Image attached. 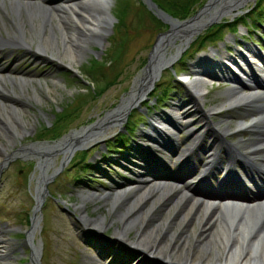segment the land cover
<instances>
[{"label": "rangeland", "instance_id": "374dc122", "mask_svg": "<svg viewBox=\"0 0 264 264\" xmlns=\"http://www.w3.org/2000/svg\"><path fill=\"white\" fill-rule=\"evenodd\" d=\"M13 1L0 0V16L6 24V28H8L10 20L3 15V11L8 13L9 5ZM71 1H75L78 5L75 8L76 13L85 16L86 14L79 10V7L84 8L83 4L79 3V0ZM205 1L203 0L200 6ZM39 2L49 5V7H56L61 4L60 1H53V3L37 0L36 3L38 4L33 5V9H42L43 5ZM141 2L144 6L146 5L145 0H110L108 11L113 19L110 22V29L105 34L103 47L98 43L89 45V49L82 54L83 56L81 55L75 61H71L72 64L70 65H68L67 56L63 54L65 44L61 39L58 26H56L58 25V19L55 14L57 11L54 10H51L52 27L51 29L44 28L43 33L48 37L50 44L55 39L57 51L51 45V48L46 49V52L57 61L58 59L62 61L63 65L60 63L55 65L53 62L55 60L52 61L49 58L23 52L22 49L8 52L3 50L0 53V65L15 66L16 69L29 71V74L32 75L24 77V81H21L19 80L21 79L19 74L0 73V142L6 141L4 127L7 125L15 127L18 131H20L21 126L27 130L30 129L29 132L26 130L27 132L13 136L12 143L7 149L8 156L0 153V227L2 228H0V238L6 239L10 244L8 245V254L6 256L0 255V264H159L154 256L147 253H138L132 248V245L127 244L128 242L124 237L114 233L121 228L119 212L124 211L123 203L126 202V199L133 200V189L138 185L136 183L139 179L138 174H143L150 179H170L174 177L179 183H183L186 177L194 173L201 177L200 170L203 166L200 163L204 157L203 150L207 148L211 136L204 134L199 145L200 148L190 152L187 158L178 164L179 160L176 158V154L180 153L191 140V137L184 132V126L178 124L177 127L172 128L171 144L174 148L173 150H167L168 155L166 157L158 162L157 159H159L162 149H153L155 157H150L147 153L144 160L146 163L142 165L143 168L135 165L125 168L116 162V160L125 162L121 157L124 156V149H115V151L113 148L109 149L108 139H113L117 133L123 131L126 117L131 110L135 109L134 120L136 125L134 133L131 135L132 138L128 141L129 151H131V154L133 153L129 157L137 162H142L140 159L138 160L137 152L142 150L140 148L145 140L146 133L156 135V132L160 131L157 128L160 124L155 120L157 113L173 111L179 113L180 110L172 108V106L180 102L185 103L190 109L193 108V106L191 108V102L188 101V88L197 96L195 97L197 109L208 112L206 120L210 126L221 128L226 125L228 132L226 131L227 133L223 135V138L232 142L241 140L236 144L237 149L242 150L243 146L256 138L255 133L248 129L245 130L244 127H241L242 130L237 133H234V130L239 128L238 122L248 124L254 118L260 117L257 105L264 104V87L261 88L262 90L260 89L259 98L251 95L250 98L255 99L253 105H229L227 101L233 81L228 77L234 75L242 81H248V71L246 69H249V64L247 65L245 59L252 58V51L248 49V46L255 49L263 47L264 18L261 23H258L253 21L249 15L250 17L246 18L245 22H240L235 29L229 30L226 26H223L220 30L222 33L220 39H216L212 44L202 46L200 50H195V45L190 46L189 43L192 42L194 36L211 25L215 17L207 19L192 32L193 34L184 43L183 41L180 43L178 38H174L172 43L166 46L165 56L172 53L169 65L159 69L158 77L154 80L153 85L147 89L146 93L141 95L142 98L138 103L127 109L125 116L121 117L119 122L109 124L108 128L103 129L101 140L87 143L83 147L74 146L69 157L59 151L52 154L50 157L51 163L45 169L47 176L45 175L41 183L45 190L43 189L41 192V202L38 205L36 204L34 197L37 179L41 171L38 168L35 154L23 152L22 147L33 143L47 142L52 144L60 141L73 131L94 125L107 112L116 109L122 100L130 95L136 80L143 72L147 71L148 58L155 49L153 47L156 42L155 36L157 33H164L171 28L167 22L162 20L164 25L161 24L159 28L149 22ZM252 2L253 0H242L238 7L226 11L220 16V19L217 16L214 21L221 19L228 21L231 18L230 16L234 14H236L235 16L244 15L251 10L250 5ZM200 6L190 15L197 14L200 11ZM146 9L154 14L152 9L148 7ZM183 19L177 18V20ZM24 25L26 27L27 24ZM2 30L0 28V36L5 38L6 34ZM33 31L35 32L36 28ZM25 33L27 45L35 49L40 33L35 32L33 36L29 32ZM29 35L32 38L31 40L27 39ZM179 43L180 46L176 48ZM115 44L122 51V56L114 70L119 74L112 81L113 83L105 89L100 92L98 89L90 92L93 82L89 81V76L83 69V65L92 58L103 60ZM212 49L224 50L232 55L236 61L234 63L228 60L219 62L215 58L214 62L212 61L206 66L205 80L200 84L204 90V96L202 95L200 98L190 88L187 79L184 82L179 79V77L185 75L179 74L173 77L170 75V70H178L177 60L179 56L182 53L186 52L188 54L190 52V55L186 54L187 56L184 58L185 68L183 69L190 75L189 72L195 67L191 64L195 57L210 52ZM235 50L242 52V59L236 55ZM214 57H217V55H214ZM214 63L217 65L216 67ZM252 64V70L257 72L258 76L253 72L252 74L264 80L260 68L257 66L255 68L254 63ZM210 69L215 71L211 72ZM112 73L113 71H109L107 76L110 75V77H107V79L114 75ZM53 79L58 81L55 82ZM243 86H240V89L247 92L248 88L245 85ZM168 88L170 90L164 101L157 100L155 93L163 92ZM65 111L67 112L65 113ZM18 117H21L22 120ZM191 118L190 125L194 129L203 122V119L198 117V113L193 114ZM151 125H156L157 129H152ZM200 130H196V132ZM81 158L83 160H80ZM223 164L224 162L221 160L217 163V166ZM229 167L230 170L233 168L236 170L235 179L238 175V178L241 177V174L243 175V171L236 163ZM135 168L138 169V174L131 172ZM214 170L212 176H202L204 183L191 185L188 192L209 196L214 194L212 192L213 188H218L221 191L230 189L222 184L216 185L213 183V177H220L224 172L223 169L218 167ZM116 184H119L120 187L116 188ZM212 184L215 185L212 186ZM88 193H97L98 196H89ZM132 195L133 197H131ZM116 197L118 201L115 202ZM151 199H137L132 207L138 205L141 209L148 208ZM173 199L174 197L169 196L160 204L161 206H157V200L154 201L157 207L151 211L152 215L145 221L144 228L152 225L153 222L162 221L156 229L155 240L158 242L169 241V233L174 232L170 240V243H172L169 244L170 249H168L170 255L173 256V252L183 255V250L180 247L182 237L185 238V235H187V244H185L188 246L187 253L192 257L200 255L201 252L195 245L202 240V228L199 227L194 215L190 218L191 220L188 219L187 221H181L178 212L172 217L174 213ZM82 210L91 220L103 217L106 227L99 228V230H96L97 233H94L90 228L83 227L79 221ZM138 211L139 209L134 215L132 214L133 216L131 215V218L137 217ZM31 218L37 221L32 233L33 243L39 246L37 262L32 259V246L27 241L28 231L32 226ZM164 220L167 222L165 223ZM89 225L92 227L93 223ZM135 226L128 228V241L135 242V234L139 233L137 229L141 227L136 223ZM92 228L94 229V226ZM159 236H161V239ZM4 243V241H0V249ZM213 251L212 249L209 253V262L213 258Z\"/></svg>", "mask_w": 264, "mask_h": 264}, {"label": "bare ground", "instance_id": "6f19581e", "mask_svg": "<svg viewBox=\"0 0 264 264\" xmlns=\"http://www.w3.org/2000/svg\"><path fill=\"white\" fill-rule=\"evenodd\" d=\"M53 1H60L61 4L56 7L43 6L42 9L39 10L33 9L34 7L32 6L34 5V2L32 4H26L20 0H14L11 2L8 13L3 11V15L8 17L10 20L8 28H6V24L2 21L0 16V28H2L6 34L5 38H1L3 36H0V53L3 50L8 52L16 49H22L23 52H27L38 57L49 58L52 61L55 60L53 61L55 65L59 63L62 64V61L59 59L57 61V59L50 57L46 52V49H50L51 45H53L57 51L55 39H53L50 44L48 37L43 33L44 28L51 29L52 27L51 10L57 11L55 12L58 19V25L56 26H58L57 28L59 29L61 39L65 44L63 54L67 56L69 60L68 65L72 64L71 61H75L77 57L84 54V52L89 49V45L98 43L101 47H103L105 34L110 29L111 24V15L108 11V4L110 0H79V3L84 6V8L79 7V10L85 13V16L80 13H76L77 11H75V8H77L78 5L75 1L49 0V2ZM241 1L242 0H209L205 8L200 10L191 19L184 22L172 20L171 28L166 30L164 33H161L153 45L155 49L148 59L147 71L140 75L139 79L136 80V84L134 85L130 95L123 99L121 104L116 109L107 112V114L100 118L94 125L73 131L58 142H53L52 144L47 142L33 143L23 146V152L33 153V155L35 154L38 168L41 171L37 179L35 196L39 197L42 194L43 185H41V183L46 175L45 169L51 163L50 157L52 154L59 151L67 155L68 151L76 145H81V147H83L87 143L101 140L104 132L103 129L109 124L119 122L125 111L129 109L130 106L141 100V95L146 93L147 87L149 86L151 78L154 76L156 70L159 71V69L164 67L166 63L171 61L170 59L172 58V53L165 56V53L167 52H165V50L166 46L170 45L174 38H178L180 43L182 41L184 43V41H186L188 37L193 34L192 32H194V30L198 26L202 25L207 19H212L213 17L216 19L217 16L220 19V16L226 13V11L231 8L238 7ZM21 11H23V15L21 14ZM25 23L28 26L26 25L25 27ZM35 28V32L40 33V35L38 36L37 45L34 49V47L30 48V46L27 45L28 42L25 40V32H29V34L33 36L35 35V32L33 31ZM31 36L29 35L27 39L31 40ZM180 43L176 45V48L180 46ZM248 49L253 52V55L260 56L258 51H255V48L252 46H248ZM235 51L236 55L242 59V52L238 50ZM214 55H217V57H214ZM57 57L60 58L59 55H57ZM215 58L216 60H219V62L228 60L231 63H234L236 61L232 55L221 49H212L210 52H206L195 57L193 62H191L192 66L195 67L189 72L190 75L187 78V82L190 88H192L200 98L204 92L200 84L205 80V71H207L206 66L212 63V61L214 62ZM260 62L264 65L263 57ZM214 66L216 67L217 65L214 63ZM246 70L248 71V80L250 81L248 83L242 82L234 75H230L228 77L231 81H233V84L230 87L227 104L253 105L255 99L250 98L251 95L257 98L260 97L259 92H261V88L264 87V81L257 80L254 75L252 76L250 67ZM210 71L214 72L215 70L210 69ZM1 72L19 74L21 75V79H19L21 81H24L23 78L26 76H32L29 74V71L16 69L15 66L12 67L10 65H0V73ZM53 80L55 82L58 81L57 79ZM243 85L248 88L247 92L240 89V86L244 87ZM188 95V101L191 102V108L193 106L192 109L187 107L185 103L174 104L175 106H172V108L180 110L179 114H182V118L184 119H190L193 114L198 113V117L203 119V122L199 127L188 133L191 140L186 144V147L183 148L180 153L176 154V158L179 160L178 164H180V161L185 160L190 152H193L196 148H200L199 145L204 134L209 137L211 136V139H209L210 141L208 140L209 142L207 148L203 151L204 157L203 160H201V165L203 166L200 170L201 175L209 177L216 167L221 168L224 170L223 175L213 178L217 180L218 184L226 185L230 189L214 192V194L209 196H201L188 192L191 185L195 183L201 184V182L204 183L203 177L201 176V178L200 176H197L198 174L186 177V180L183 181V183L177 182L174 177L170 179H150L147 176L145 177L143 174H138L139 179L136 181L138 185L135 189L132 188L134 190V197L133 195L131 196L133 197V200L126 199V202L123 203L124 211L119 212V217H121V228L116 230L114 233L124 237L128 242L127 244H129V246L132 245V248H134L138 253H147L154 256L159 264H264V192L258 194H248L242 191H235V184L233 183L234 173L229 170L230 165L237 163L242 168V171H245V174L249 176V174L253 171L259 172L262 171V168H264V104L257 105V111L260 112V114L258 113L260 115L259 118H254L248 124L238 122L237 125L239 128H233L235 129L234 133L241 131L242 129L240 128L244 127L245 130H251L256 134V138L254 140H251L248 144L243 146L244 148H242V150H239L237 149L238 147L236 144H238L241 140L232 142L224 139L223 135H226L228 132L226 125L221 128H214L210 126L206 120L208 112L197 109L195 98L197 96H195L189 88ZM176 115L177 113L174 111L157 113L155 120L161 125L160 127H157L161 132H159V134L156 133V136L146 133L148 136H145L147 137L145 140L151 141L154 137L161 140L160 142L167 140L169 138L168 134L170 133L168 129L174 127V125H176L175 123H177L175 118ZM18 118L22 120L21 117ZM165 124H168L167 126L169 127L165 128ZM151 128L157 129L156 125H151ZM4 130L6 141L0 142V153L6 156L9 153L7 149L12 143L13 136L20 135L27 131L29 132L30 129L27 130L21 126L20 131H18L15 127L7 125L4 127ZM196 130L200 131L196 132ZM156 142L157 141H155V143ZM137 153L138 159H145V156L147 155L145 150H141V152ZM221 160L224 164L222 166H217V163ZM116 162L119 164L123 163L120 160H116ZM118 187H120V185L116 184V188ZM154 194H156V196H154ZM88 195L94 197L98 196L97 193H88ZM152 196L154 197L152 198ZM169 196L174 197V213L172 214V217L178 212L179 219L181 221H187L194 215L195 219H197L199 227L202 228V240L196 245L194 244L196 248H198L199 252H201L200 255L192 257V255L187 253L186 250L188 249V246L185 245L187 244V235H185V238L182 237L181 241L180 248L183 250V255H180L177 252H173V256L170 255L168 249H170L169 244L172 243H170V240L171 236L174 235V232L169 231V241L162 239L163 241L158 242L155 240L157 234L156 229L159 225H161L162 221L157 220L158 222H153L152 225L144 228L145 221L152 215L151 211L158 205L162 204V202ZM141 198H152L149 201L150 205L148 208L141 209L138 205L132 207L137 199L140 200ZM156 200L157 206H155L154 203ZM114 201H118V198L116 197ZM137 209H139L138 216L131 218L137 212ZM160 209L162 208L160 207ZM166 220H164L165 223L167 222ZM79 221L83 227L92 229L94 233H97L96 230H99V228L106 227L103 217L91 220L87 217L85 211L83 210L80 212ZM36 222L37 221L33 218L32 226L30 231H28L27 239L32 246V259L34 262H37L38 260L39 251V246L35 245L32 241V233L33 229L36 227ZM92 223V227L94 226V229L89 225ZM135 223L141 226L137 229V232L139 233L135 234V242L128 241V228L135 226ZM165 223L163 222V224ZM159 237L161 239V236ZM0 241L5 242L1 245L2 248L0 249V255L6 256L9 252L8 245L10 244L3 238H0ZM212 249L214 250V255L212 254L213 258H211L209 262V253H211Z\"/></svg>", "mask_w": 264, "mask_h": 264}, {"label": "trees", "instance_id": "16d2710c", "mask_svg": "<svg viewBox=\"0 0 264 264\" xmlns=\"http://www.w3.org/2000/svg\"><path fill=\"white\" fill-rule=\"evenodd\" d=\"M153 1L162 10H164L169 15L176 17L178 19L188 17L203 2V0H153ZM141 6L143 10L147 13V19H149V22L153 23L156 28H159L161 24L164 25L161 19L155 16L150 10L146 9V7L142 2H141ZM250 6H251V10L245 13L244 15L243 14L237 15L234 16L231 20L228 21L220 20L219 22H214L211 25H209L201 33H198L196 36H194L192 42L189 43L190 46L195 45V50H200L202 46L212 44L213 41H215L216 39H220V37L222 36L220 30L223 26H226V28L229 30L235 29V27L240 22H245L246 18H249L250 16L252 17L251 19L255 21L262 20L264 17V0H255V2ZM186 54L187 53L185 52L179 56L177 60L178 70H173V71L170 70L171 76L175 77L177 74L183 71V69L185 68L184 58L187 55H190V52L187 55ZM121 56H122V51L119 48V46L115 44L111 47L110 53L103 60L92 58V60H87L85 62V64L83 65V69L88 74L89 81L93 82L90 88V92L97 89L100 92L102 89H105L108 85L113 83L112 81L119 74L114 72V70L117 67V64ZM109 71H113L112 75L113 74L114 75L111 78L107 79V77H110V75L107 76ZM169 90L170 88L165 89L163 92L157 91L158 93H155L157 100L164 101V98L167 97ZM134 110L133 111L131 110L128 116L126 117L124 130L122 132L117 133L113 139L111 138L108 139L110 148H117L120 145L124 147L128 143L127 141L134 133V127L136 125V122L134 120V116H135ZM66 112L67 111H65V113ZM80 160H83V158H81Z\"/></svg>", "mask_w": 264, "mask_h": 264}, {"label": "water", "instance_id": "95a60500", "mask_svg": "<svg viewBox=\"0 0 264 264\" xmlns=\"http://www.w3.org/2000/svg\"><path fill=\"white\" fill-rule=\"evenodd\" d=\"M209 2V0H206L203 4H202V6H200V8H199V10H202L203 8H205V6L207 5V3ZM145 4H146V7H148V8H150V9H152V11L154 12V14L158 17V18H160L162 21H165V22H167V24L169 25V26H171V21L172 20H177V18H175V17H172V16H170L168 13H166L165 11H163L161 8H159L156 4H155V2L154 1H152V0H145ZM196 14H193V15H190V17L188 16V18L186 17V19H183V20H177V21H179V22H184V21H187V20H189V19H191L192 17H194ZM214 18V17H213ZM113 19V16H111V20ZM215 19H213L212 21L213 22H216V21H214ZM159 35H160V33H157V35L155 36V41L157 40V38L159 37ZM150 54V53H149ZM149 59V58H148ZM165 65H168V63H166ZM164 65V66H165ZM158 74H159V71L158 70H156V72L154 73V76L151 78V82H150V84H149V86L147 87V89L149 88V87H151L152 85H153V82H154V80L158 77ZM147 91V90H146ZM127 111V110H126ZM125 111V112H126ZM123 116H125V113H124V115ZM78 147H81V145L79 146L78 145ZM73 148H71V150H72ZM71 150L70 151H68V157H69V155H70V152H71ZM44 189V188H43ZM45 190V189H44ZM35 198V201H36V204L38 205L40 202H41V199H42V197L41 196H39V197H34ZM31 221V225H32V220H33V218H31L30 219Z\"/></svg>", "mask_w": 264, "mask_h": 264}]
</instances>
